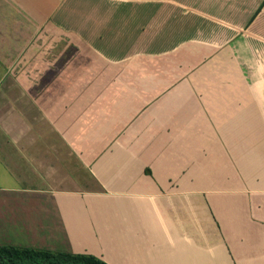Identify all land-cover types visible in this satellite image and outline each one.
Segmentation results:
<instances>
[{"label":"crops","instance_id":"0c3cea01","mask_svg":"<svg viewBox=\"0 0 264 264\" xmlns=\"http://www.w3.org/2000/svg\"><path fill=\"white\" fill-rule=\"evenodd\" d=\"M0 246L264 264V0H0Z\"/></svg>","mask_w":264,"mask_h":264},{"label":"trees","instance_id":"16d2710c","mask_svg":"<svg viewBox=\"0 0 264 264\" xmlns=\"http://www.w3.org/2000/svg\"><path fill=\"white\" fill-rule=\"evenodd\" d=\"M0 264H107L87 254L52 252L15 246H0Z\"/></svg>","mask_w":264,"mask_h":264},{"label":"rangeland","instance_id":"374dc122","mask_svg":"<svg viewBox=\"0 0 264 264\" xmlns=\"http://www.w3.org/2000/svg\"><path fill=\"white\" fill-rule=\"evenodd\" d=\"M75 55V53H73L72 51H69L68 52V50H67V52H66V59L67 60H69V59H71L73 56ZM120 77V76H119ZM120 81L124 84V86H126L127 87V84L129 83L130 85L128 86V88L129 89H131V90H133L132 88V83L135 81L137 84H138V82H137V80L136 79H134V77L133 76H129V77H127L126 79L125 78H120ZM136 89H138V87H137V85H136ZM142 90V89H141ZM115 134V133H114ZM122 133H119V135H121ZM102 135H105V136H108V133H102Z\"/></svg>","mask_w":264,"mask_h":264}]
</instances>
